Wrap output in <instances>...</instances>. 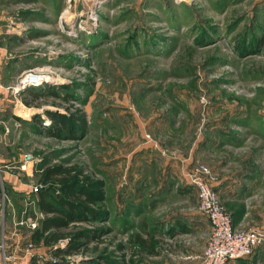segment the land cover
<instances>
[{
	"label": "rangeland",
	"instance_id": "1",
	"mask_svg": "<svg viewBox=\"0 0 264 264\" xmlns=\"http://www.w3.org/2000/svg\"><path fill=\"white\" fill-rule=\"evenodd\" d=\"M0 50L17 71L12 104L26 105L12 86L27 69L37 70L45 79L36 85L66 84L74 95L66 101L58 89V96L26 105L43 124L44 110L68 113L70 102L85 115L77 138L45 135L34 121L5 130L8 144L0 137V169L3 158L25 161L33 173L24 175L28 184L36 183L40 158L74 162L103 179L107 218L67 229L105 228L62 258H116V242L166 212L202 221L184 176L195 160L209 167L211 185L229 188V180L244 183L241 175L251 172L249 217L264 226V0H0ZM171 152L186 159L174 162L179 176L169 182L160 165ZM183 235L175 239L188 240ZM257 250L264 254V240ZM132 257V264L164 261Z\"/></svg>",
	"mask_w": 264,
	"mask_h": 264
},
{
	"label": "trees",
	"instance_id": "2",
	"mask_svg": "<svg viewBox=\"0 0 264 264\" xmlns=\"http://www.w3.org/2000/svg\"><path fill=\"white\" fill-rule=\"evenodd\" d=\"M58 89H64L61 96L64 100L69 101L74 97L66 84L26 85L19 93L26 105H36V100L42 95L58 96L60 93ZM70 103H67L70 110L68 113L44 110L49 118V124H43L38 113H32L31 122L36 123L32 126H39L36 129L51 137L77 138L85 130L86 119L82 109ZM39 162L43 163V166H39L35 171L37 190L34 195L41 216L37 217L35 227L30 229L29 239L32 243L48 246L50 255L59 257L54 262L46 259L43 264H132L136 261L132 256L138 252L146 255L158 253L157 245L161 240L143 228L144 235L135 231L127 237L126 242L114 244L118 251L116 258L102 254L82 257L78 261L62 258L64 255L78 253L83 244L91 239H97L105 228L96 224L90 228L67 229L70 223L86 221L93 224L107 218V210L104 207V181L100 177L83 172L74 162H64V159L49 162L46 158L44 160L40 158ZM224 206L229 211L231 224L234 226L243 208L236 205ZM60 238H66L63 245L57 243ZM126 249L129 258L125 261L123 256Z\"/></svg>",
	"mask_w": 264,
	"mask_h": 264
},
{
	"label": "crops",
	"instance_id": "3",
	"mask_svg": "<svg viewBox=\"0 0 264 264\" xmlns=\"http://www.w3.org/2000/svg\"><path fill=\"white\" fill-rule=\"evenodd\" d=\"M6 59L5 52L0 50V137H2L1 139L3 141H7L6 144H8L9 139L5 137V134L13 127H16V123L19 122L18 126L21 122L23 124L32 123L30 116L33 107L20 104L18 99H14L15 103L12 104L13 94L9 90V85L13 82L17 71L14 68H10V62ZM14 105L15 108L13 110ZM20 109L24 111L23 115L17 112ZM145 140H148V138H145ZM1 156L2 154H0ZM166 157V159H170L171 161L165 162L163 160L161 162L163 166L160 165V167L166 169L164 163L167 165V171L170 176L168 180L172 182L174 177L179 176V171L176 169L177 167L174 162H182V160L185 162L186 158H180L174 155L173 152L166 155ZM183 157H186V155ZM13 158L16 157L3 158L7 163L3 164L4 167L0 169L2 173L1 177L3 178V182H1L4 185L2 190L6 197L4 200V216L2 214L0 218V264H43L48 259L46 255H50L48 246L41 243H32L30 247H27V243L30 241V229L24 225L15 224L17 218L28 213L30 214V208L37 217L41 216V212L37 208L36 197L28 190L29 184L24 178V175L33 174L31 167H26V162L22 161L24 166L21 168L20 164L22 162L18 163ZM158 166L159 164L156 167ZM241 177L244 178V183H242L243 179L238 181V178H234L232 181L229 180V188H226L217 180L213 183L212 188L219 193L218 198L224 205L235 206V202L244 201L242 205L243 212L238 221L234 223V226L246 228L254 224V218L251 219L249 217V206L246 203L250 195L248 191L250 192L252 190L250 180L252 174L249 171H244ZM226 192H228V195ZM220 196L224 202H222ZM26 199L30 201V204L26 203ZM157 216L150 217L148 224H144L147 225L146 230H149L155 238L161 240L157 245L158 253L142 255L150 259L158 256L164 257V261L149 262V264H200L201 252L209 234L207 218L204 216L202 221H199L195 215L187 217V215L176 214L173 211L166 212L165 215L160 214V216ZM135 231L140 230L136 228ZM141 233L144 235L143 232ZM180 235H188L189 238L188 240L184 238L175 239L176 236L179 237ZM258 246L254 248L249 256L229 258L225 264H264V254L257 250Z\"/></svg>",
	"mask_w": 264,
	"mask_h": 264
},
{
	"label": "built area",
	"instance_id": "4",
	"mask_svg": "<svg viewBox=\"0 0 264 264\" xmlns=\"http://www.w3.org/2000/svg\"><path fill=\"white\" fill-rule=\"evenodd\" d=\"M45 79V75L37 70L27 69L12 86L13 92H18L26 85H36ZM46 121V120H44ZM148 138V134H144ZM24 163L20 164L23 168ZM186 180L195 190L197 197V209L207 218L209 223V234L203 246L200 264H225L229 258H241L249 256L254 248L264 240V226L240 228L231 224L229 211L221 203L216 191L212 188L210 180L213 179L209 167L195 160L187 171ZM30 192L37 190V183L29 184ZM26 203H30L26 199ZM37 216L26 214L15 220V224L24 225L28 229L34 228ZM66 238L58 239L57 243L63 245ZM32 245L28 241L27 247ZM1 246V244H0ZM75 255V254H73ZM64 255L63 257H69ZM59 257L48 255L52 262Z\"/></svg>",
	"mask_w": 264,
	"mask_h": 264
}]
</instances>
